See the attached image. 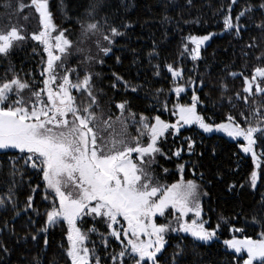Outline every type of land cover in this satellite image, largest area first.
<instances>
[{
    "label": "trees",
    "instance_id": "obj_1",
    "mask_svg": "<svg viewBox=\"0 0 264 264\" xmlns=\"http://www.w3.org/2000/svg\"><path fill=\"white\" fill-rule=\"evenodd\" d=\"M19 2L0 0V31L14 26L10 19L18 12ZM48 2L53 23L58 30H66L67 38L72 41L66 66L78 68L81 79L86 72L92 75L93 92L99 104L95 109L98 118L107 120L111 116L112 120H117L121 113L115 105L126 101L128 111L124 117L130 111L135 114V121L143 114L151 122L159 115L162 120L174 123L173 106L177 102L189 104L195 92L199 98L197 111L208 123L224 122L231 114L241 126H246L241 113L250 117L253 125L258 120L264 123V94L256 93L253 86L252 95L245 103L247 94L243 92L244 78H250L255 67H264V8L260 7L264 0H238L234 5L233 23L241 10L251 7L238 22L239 32L235 28H224L231 0H102V7L95 16L102 33L110 34L103 20L105 16L109 17L108 23L122 33L112 38L111 45L103 41L101 32L81 34L77 21L86 18L85 11L93 0ZM22 3L27 5L30 0ZM26 8L30 13L23 29L26 38L16 43L6 56L0 55V82L4 77L11 79L18 75L21 80L35 81L34 87L39 88L43 87L41 71L45 53L30 37L39 23L34 9ZM190 35L209 36V42L200 46L197 60L191 59L194 46L186 39ZM97 42L110 47V52L101 53ZM185 44H188L187 52ZM89 56L94 59H86ZM167 65L181 69L182 79L174 82ZM70 75L75 82L77 73ZM116 76L122 79L117 81ZM124 82L129 87L126 88ZM176 83L187 88L184 95L176 97L173 94ZM74 94L81 107L89 102L86 93ZM257 111L259 116L255 115ZM126 122L127 138L131 140L138 135L140 125L132 119ZM256 137L254 149L260 152L264 150V137L259 133ZM189 138L193 143L191 151ZM144 142H147L146 137ZM240 144L219 136L206 137L192 127L176 134L170 130L158 140L161 152L156 154L151 171L159 183L171 184L177 179L178 164H183L185 178L194 180L206 192L203 213L217 236V240L209 244L185 236H167L160 264H172L173 254L177 252L180 253L176 257L177 264H243L247 253H236L225 247L223 241L233 237L259 239L264 232V164L257 169L260 178L253 188L249 180L254 169L252 159L241 150ZM178 149L179 157L173 155ZM21 155L0 152V194L6 195L13 179L17 184L16 207L8 203L0 205V264H36L37 261L39 264H71L66 255V225L61 222L48 226L47 232L39 231L45 225L46 210L51 207L52 200L51 197L44 199L42 175L30 167L25 168ZM14 160L22 175L12 177ZM33 188L37 191L33 192ZM29 195L33 196V207L26 210ZM160 217L155 218L157 222ZM93 226L98 233H107L104 221L99 218L84 217L78 221V227L86 233ZM236 228L241 231H234ZM33 235H37L36 241L32 240ZM88 237L86 245L89 248L95 245L101 264H111L110 254L120 250L118 242L110 238L105 249L97 232L88 233Z\"/></svg>",
    "mask_w": 264,
    "mask_h": 264
},
{
    "label": "snow or ice",
    "instance_id": "obj_2",
    "mask_svg": "<svg viewBox=\"0 0 264 264\" xmlns=\"http://www.w3.org/2000/svg\"><path fill=\"white\" fill-rule=\"evenodd\" d=\"M237 3L238 0H231L229 14L224 17L223 23L225 29L235 28L239 32L238 22L251 11V7L241 10L235 17L236 23H233L231 12ZM26 7L38 14L41 26L38 33L31 34V39L42 45L47 54L46 66L41 71L43 87L36 88L35 81L30 83L21 80L18 75H13L11 79L4 77L0 82V150H18L22 154L20 159L24 160V167H30L42 175L44 199L51 197L52 204L46 210L45 225L39 231L47 232L48 226L61 221L66 223V255L71 264H93V261L101 264L95 245L91 248L86 246L88 233L92 232H97L105 249L109 246L110 238L118 242L120 250H113L110 254L111 264H128L129 261L131 264H160V255L166 245L165 235L170 231L187 233L199 241L212 240L216 230H209L205 226L207 222L200 219V193L195 181L185 180L181 176L176 183L161 184L151 171L156 154L161 152L157 146L158 140L169 130L178 132L183 125L192 124L198 125L205 133L215 131L233 139L242 138L244 143L240 144V148L245 154H251L254 165L249 180L255 188L260 178L257 169H261L264 164V150L257 152L254 146L257 145V133L264 137V123L258 120L253 125L251 118L244 116V113L240 115L246 126H241L231 114L227 115L224 122L208 123L197 111L199 98L194 92L190 104L176 103L173 106L171 115L177 117L175 123H168L159 115L153 117L154 122H151L143 114L139 121H135L134 113L129 111L127 117L123 115L128 111L127 102L117 103L115 107L120 110L121 116L116 119L123 125V132L118 138L115 134L105 138L104 133L112 127V118L109 116L107 120H102L97 116L95 109L99 104L93 92L91 73L86 72L81 79L78 68L66 66L65 59L71 54L72 41L67 38L66 30H58L53 23L48 0H30L27 5L21 3L19 10L22 12ZM101 7L102 0H93L85 11L86 18L78 19L77 22L82 35L101 32L103 41L111 45L112 38L122 33L118 27L108 23L107 16L103 20L110 34L102 33L101 24L95 19ZM260 7L264 8V3ZM25 38L16 27L0 31V55L6 56L16 43ZM186 39L194 46L191 59L197 60L200 46L209 36L190 35ZM97 47L104 55L111 50L100 42H97ZM184 50L188 51V44L184 45ZM86 59L94 58L89 56ZM58 69L63 71L62 76ZM167 71L174 82L182 79L181 69L167 65ZM71 73H77L75 82L70 78ZM156 74L159 75V71ZM121 79L116 76L117 81ZM262 85L264 67L258 66L250 78H244L243 92L247 94L245 103L248 102V96L252 95L253 86L256 93L264 94ZM112 86L116 87L115 84ZM124 86L129 87L127 82H124ZM73 90L86 93L89 102L83 107L78 105ZM26 91L29 93L27 96ZM132 91L136 89L132 88ZM172 91L179 97L185 87L176 83ZM237 99H240L239 93ZM255 115L259 116V112ZM98 119L102 121L103 128L99 126ZM127 119L140 125L137 128L138 135L131 140L127 138ZM192 148L193 143L189 138L188 149L191 151ZM180 154L179 149L173 153L177 157ZM16 163L15 160L12 163V177L21 174ZM177 167L182 173L184 165ZM16 187L13 179L6 195L0 194V205L8 203L16 207ZM32 191L36 192L37 188ZM32 207L33 196L29 195L25 209ZM169 209L173 220L157 223L155 218L165 216ZM189 213L194 217L191 222L184 219ZM86 216L103 220L107 233H98L95 226L88 229L87 233L82 231L78 221ZM234 231L240 232L241 229L236 228ZM31 238L33 241L38 239L37 235ZM44 243L47 245V238ZM223 243L236 253H247L243 264H264V232L259 239L233 237ZM179 255V252L173 254L172 264H177L176 257Z\"/></svg>",
    "mask_w": 264,
    "mask_h": 264
},
{
    "label": "rangeland",
    "instance_id": "obj_3",
    "mask_svg": "<svg viewBox=\"0 0 264 264\" xmlns=\"http://www.w3.org/2000/svg\"><path fill=\"white\" fill-rule=\"evenodd\" d=\"M22 2H24V0H20V2L18 3V12L16 13V14H14L13 15V17L10 19V21L12 22H14V26L13 27H16V28H18V29H20L21 30V34L23 35V29H25V25L28 23V21H26L27 19H28V17L30 16V13H28L26 10H27V8H25L22 12L19 10V6H20V4L22 3ZM20 14V15H19ZM37 15V18H38V14H36ZM25 17H27V19L25 18ZM38 23H39V18H38ZM10 30V29H9ZM41 30V26H40V24H39V26H38V28H37V26H36V29H34V32L35 33H38L39 31ZM55 34H57V33H54V35ZM30 37H31V34H30ZM35 42H37V41H35ZM209 42V39L207 40V41H205L203 44H202V46H205L207 43ZM42 46V45H41ZM42 48H43V46H42ZM45 53V52H44ZM46 61H47V54L45 53V64H44V66H46ZM66 62H68V60H67V57H66V59H65V63ZM58 71L60 72V75L62 76L64 73H63V71L62 70H59L58 69ZM70 78H71V75H70ZM55 87V86H54ZM185 87V86H184ZM187 91V88L185 87V91L183 92V93H181L180 94V96L181 95H184L185 94V92ZM74 93H76V91L75 90H73V95L75 96V94ZM173 94L177 97V95H176V93L173 91ZM25 95L27 96V95H29V93L26 91L25 92ZM192 95H193V93H192ZM192 95H191V97H192ZM76 97V96H75ZM191 97L189 98V101H190V103H191ZM178 103V102H177ZM189 103V104H190ZM173 116V115H172ZM174 117V123L176 122V119H177V117L176 116H173ZM153 122H154V120H153ZM127 123V122H126ZM169 123V122H168ZM98 124H99V126L101 127V128H103L104 127V125H103V123H102V121L100 120H98ZM132 124V123H131ZM187 127H192V128H194L195 130H197L199 133H201L202 135H204V136H206V137H211V136H219V137H222V138H224V139H226V140H229V141H232V142H237V143H244V141L242 140V138H236V139H233V138H231V137H228L226 134H224V133H222V132H215V131H213V132H211V133H205L198 125H196V124H192V125H183L180 129H179V131L180 130H182V129H184V128H187ZM170 131V130H169ZM168 131V132H169ZM175 134L177 133V131H175V130H172ZM123 132V125L118 121V120H112V127L111 128H109L105 133H104V135H105V138H108L110 135H112V134H115L116 136H117V138L119 137V135L121 134ZM167 133V132H166ZM6 151H9V152H17V153H19L18 152V150H0V152H6ZM21 154V153H20ZM135 153L133 154V158H135ZM250 155V157H251V154H249ZM178 165H183V164H178ZM254 166V165H253ZM181 176H183V178L185 179V180H189V179H186L185 178V168H184V170H183V172L181 173L180 171H179V169H178V167H177V179H176V181L175 182H173V183H176L178 180H180V178H181ZM173 183H171V184H173ZM196 183V182H195ZM197 185H198V191H199V193H200V196H199V200H200V206H201V217H200V219L201 220H203V221H206L207 223H206V227L209 229V230H215V229H213V228H211L210 227V223H209V220L208 219H205V217H204V211H203V202H204V199L206 198V192L205 191H203L202 190V188H201V186L198 184V183H196ZM178 215V214H177ZM86 217H90V218H93L92 216H86ZM82 218H84V217H82ZM81 218V219H82ZM194 217H193V215L191 214V213H189L184 219L185 220H187L188 222H191V220L193 219ZM171 220H173V214H172V211L169 209L167 212H166V214H165V216H161L160 218H158V222L157 223H168L169 221H171ZM62 222V221H61ZM60 222V223H61ZM62 223H64V222H62ZM65 225H66V223H64ZM173 226H175V222L173 221ZM66 227H67V225H66ZM171 235H175V236H185V237H190L191 239H193V240H195V241H197V242H200V243H203V244H209V243H211V242H213V241H216L217 240V236H215L212 240H210V241H207V242H204V241H199V240H196V239H194L193 237H191L189 234H187V233H183V232H168V233H166V235H165V240H166V242H167V236H171ZM86 244H87V242H86ZM87 246V245H86ZM246 258H247V256H246ZM70 260V259H69ZM70 263H71V261H70Z\"/></svg>",
    "mask_w": 264,
    "mask_h": 264
},
{
    "label": "water",
    "instance_id": "obj_4",
    "mask_svg": "<svg viewBox=\"0 0 264 264\" xmlns=\"http://www.w3.org/2000/svg\"><path fill=\"white\" fill-rule=\"evenodd\" d=\"M167 211H168V210H166V212H167ZM157 217H160V216H157ZM224 246L227 247L225 244H224ZM231 250H232V249H231ZM232 251H234V250H232ZM234 252H235V251H234Z\"/></svg>",
    "mask_w": 264,
    "mask_h": 264
}]
</instances>
